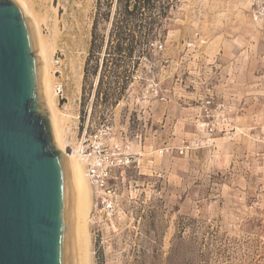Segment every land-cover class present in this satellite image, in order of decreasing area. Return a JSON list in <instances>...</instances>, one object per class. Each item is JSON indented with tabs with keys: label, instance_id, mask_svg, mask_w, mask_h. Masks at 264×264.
Wrapping results in <instances>:
<instances>
[{
	"label": "rangeland",
	"instance_id": "374dc122",
	"mask_svg": "<svg viewBox=\"0 0 264 264\" xmlns=\"http://www.w3.org/2000/svg\"><path fill=\"white\" fill-rule=\"evenodd\" d=\"M24 1L52 58L66 153L105 119L136 155L109 191L91 188L93 264H264V0H178L163 46L107 112L97 82H84L96 0ZM223 93L235 98V135L180 155L202 136L206 97L233 108Z\"/></svg>",
	"mask_w": 264,
	"mask_h": 264
},
{
	"label": "water",
	"instance_id": "95a60500",
	"mask_svg": "<svg viewBox=\"0 0 264 264\" xmlns=\"http://www.w3.org/2000/svg\"><path fill=\"white\" fill-rule=\"evenodd\" d=\"M38 48L21 6L0 0V264H76L66 159Z\"/></svg>",
	"mask_w": 264,
	"mask_h": 264
},
{
	"label": "trees",
	"instance_id": "16d2710c",
	"mask_svg": "<svg viewBox=\"0 0 264 264\" xmlns=\"http://www.w3.org/2000/svg\"><path fill=\"white\" fill-rule=\"evenodd\" d=\"M177 4L178 0H96L84 82H97L94 100L102 101L103 112L129 93L139 66L151 61L159 44L163 46Z\"/></svg>",
	"mask_w": 264,
	"mask_h": 264
},
{
	"label": "built area",
	"instance_id": "2783aa9c",
	"mask_svg": "<svg viewBox=\"0 0 264 264\" xmlns=\"http://www.w3.org/2000/svg\"><path fill=\"white\" fill-rule=\"evenodd\" d=\"M231 106L223 101L216 102L214 97H206L200 105V118L197 129L202 136L191 141H183L178 148L180 155H187L195 150L210 148L214 145L217 133L223 136L235 135L228 122V113ZM81 141L78 148L70 154L77 152L82 162L87 179L96 194L109 191L110 183L115 178L118 170H124L135 161L136 155L114 141L113 128L107 124ZM169 147L163 148L160 153L169 152ZM105 206L112 209V201L100 200L97 197L96 206Z\"/></svg>",
	"mask_w": 264,
	"mask_h": 264
},
{
	"label": "bare ground",
	"instance_id": "6f19581e",
	"mask_svg": "<svg viewBox=\"0 0 264 264\" xmlns=\"http://www.w3.org/2000/svg\"><path fill=\"white\" fill-rule=\"evenodd\" d=\"M23 9L25 15L30 17L34 27L37 41L39 57L42 65L43 92L46 107L51 118L54 138L58 148L65 155L66 166L68 171L71 202H72V219L73 234L75 246L76 264H93L92 236L90 231L91 209H92V190L87 179L84 166L77 156V152L68 155L65 151V142L59 124L58 109L54 98L52 84V61L47 54L44 41L39 30L36 19L32 16L28 5L24 0H15Z\"/></svg>",
	"mask_w": 264,
	"mask_h": 264
},
{
	"label": "crops",
	"instance_id": "0c3cea01",
	"mask_svg": "<svg viewBox=\"0 0 264 264\" xmlns=\"http://www.w3.org/2000/svg\"><path fill=\"white\" fill-rule=\"evenodd\" d=\"M224 89V88H223ZM225 91V90H224ZM225 93V92H224ZM223 93V96L221 97V98H223L224 100H226L228 103H232L233 104V108L231 107L230 108V112L228 113V115H230L231 116V118H229L228 119V122H229V124L232 126V127H234V128H236L233 124L235 123V116L238 114V109L236 108V105H235V98L233 97V95H231L230 94V96L229 95H227L228 93H226V95ZM231 113V114H230ZM237 129V128H236ZM221 139V138H220ZM224 139V138H223Z\"/></svg>",
	"mask_w": 264,
	"mask_h": 264
}]
</instances>
